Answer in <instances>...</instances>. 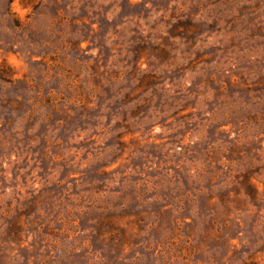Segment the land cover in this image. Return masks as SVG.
I'll use <instances>...</instances> for the list:
<instances>
[{"label":"rangeland","instance_id":"obj_1","mask_svg":"<svg viewBox=\"0 0 264 264\" xmlns=\"http://www.w3.org/2000/svg\"><path fill=\"white\" fill-rule=\"evenodd\" d=\"M0 264H264V0H0Z\"/></svg>","mask_w":264,"mask_h":264},{"label":"trees","instance_id":"obj_2","mask_svg":"<svg viewBox=\"0 0 264 264\" xmlns=\"http://www.w3.org/2000/svg\"><path fill=\"white\" fill-rule=\"evenodd\" d=\"M15 26H17V24Z\"/></svg>","mask_w":264,"mask_h":264}]
</instances>
